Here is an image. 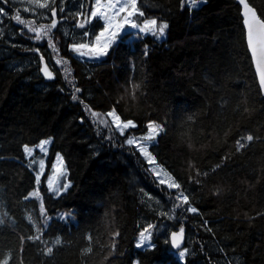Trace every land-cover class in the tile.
<instances>
[{
	"label": "trees",
	"instance_id": "16d2710c",
	"mask_svg": "<svg viewBox=\"0 0 264 264\" xmlns=\"http://www.w3.org/2000/svg\"><path fill=\"white\" fill-rule=\"evenodd\" d=\"M247 2L264 19V0ZM137 3L140 21L168 24L164 39L124 34L87 67L68 50L61 21L36 41L13 17L36 28L51 20L0 0L10 31L0 33V264H264V93L240 5ZM41 56L54 79L41 74ZM111 110L135 126L121 135ZM150 122L164 128L150 152L178 189L160 183L139 149L127 144ZM48 137L37 183L24 146ZM57 152L70 185L54 195L46 178ZM37 186L40 198L28 197ZM181 193L188 204L176 199ZM143 195L157 198L163 212L145 205ZM59 211H71L74 220L59 218ZM148 225L153 246L136 247ZM180 227L191 247L184 261L169 244Z\"/></svg>",
	"mask_w": 264,
	"mask_h": 264
},
{
	"label": "rangeland",
	"instance_id": "374dc122",
	"mask_svg": "<svg viewBox=\"0 0 264 264\" xmlns=\"http://www.w3.org/2000/svg\"><path fill=\"white\" fill-rule=\"evenodd\" d=\"M11 2H13L21 10V12L23 11L26 14H30L34 17L39 18V19H46V20H52L53 19L52 14H51V9L55 8L56 9V17L55 18L57 21H61L63 33L65 34L66 38L68 39V50L70 51V53L74 57L78 58L80 61H83L85 64H88V65H91V63L99 61L105 57V56H102L99 58H93L95 55V48L93 46L99 47V46L104 45L110 39L111 30L120 31L121 32L120 37L124 34H127L128 38H135V37L144 36L146 34H151V33H139L138 29H132L130 27V25H125V27L123 29H115V25L118 22H120L122 20L123 16L125 15L122 13L121 16L112 18V26L110 28V31L105 32L103 36H100V33L103 30V28L108 26V21L101 19L99 16H97L96 18H92L90 20L88 19L91 17V13H92L93 7L95 5V0H91L90 4L87 0H47V7H44V8H41L39 6V4H37L35 2V0H11ZM44 2H45V0H40V3H44ZM104 2H106V0H102V3H104ZM122 2H123V0H121V3ZM185 2H186L185 4L189 5V7H191V8L194 7V6H191L190 0H185ZM200 3H202V0H196L195 6H198ZM61 8H63V12H61ZM137 9H138V12H140V10L138 8V3H137ZM112 11H115V10H112ZM138 15L139 14L132 17L131 19L134 20L139 26H143L144 22L154 19V18H148V19H144V20L140 21L138 19ZM68 16H73L74 22L69 23L68 21H66L65 18H67ZM160 22H165V21H160ZM160 22L157 21L158 24ZM79 23H84L85 27L84 28L78 27ZM6 25H7V23L4 22V14H0V33L4 37L5 36L8 37L9 36L8 33L10 32ZM85 32L88 33L87 36L84 35ZM131 33H138V34L135 37H133V36H131ZM98 36H99V40H97ZM154 37L157 39L156 36H154ZM164 37H161L157 40L160 41V40L164 39ZM80 43H85L88 45L87 48L81 50L83 53H85L84 55H80L79 53L72 50V47H71L72 45H74V44L78 45ZM23 57H25V59H27V61H29L32 58V56H28L26 54L23 55ZM22 62L24 63V60H18V62H16V63L21 64ZM40 62H41V65H40L39 70L41 72L43 61H40ZM113 111L114 110H111L110 112H113ZM115 114L118 115L116 112H115ZM110 118L113 122V118L111 116H110ZM121 122L126 123L127 121H124L121 119ZM154 123L158 124L156 122H154ZM158 125H160V124H158ZM131 127L132 126H130L129 128H131ZM129 128L124 129V132L126 130H128ZM148 135H149V128L145 134L140 135V136L130 135V137L128 139H133L134 141H136L141 146L147 147L148 152L150 153V157H146L143 154H142V156L147 161L151 171L153 172V174L155 175V177L159 181L164 180L165 183H163V184H165L166 186L169 182H172V181L178 183L175 180V178L168 172V170H166L162 164L158 163V161L155 159L153 154L150 152L149 146L155 141L156 137L152 140H147V139H145V137H147ZM42 140H50V143H51V137H48V138H45ZM40 142H38L35 145H27L30 149H32L31 155H28L25 152V156H26L28 164L33 168V170L36 174V177L39 175V181H40V177L45 172L46 160H47V156H48V149H49V145H50V143L44 145L43 148L45 150L41 151ZM133 145H135V144H133ZM150 158H153L155 162L149 163L148 160ZM153 169H156V171L154 172ZM157 173H159V175H157ZM169 178H171V179H169ZM46 183H47L49 191L54 195H59L60 193L64 192L70 185V181L68 179L67 168L65 166V162L63 160V157H62L61 153H59V152H57L55 157H54L50 172L46 178ZM65 185H68V187L65 188L64 187ZM28 197L40 198L38 186L36 188H34L33 190H31V192L28 194ZM142 202L145 205H147L150 209H152L158 213L163 212V206L160 203V201L151 195H143L142 196ZM190 207H192V206H190ZM57 216L63 220H68V221L74 220V216H73V213L71 211H59L57 213ZM146 235H148V233H146ZM138 241H139V238L137 240V243H138ZM188 241H189V239H188ZM149 244L153 245L152 240H150ZM146 247H150V246H148L146 244L145 246H143L141 248H146ZM184 248L188 249V252L186 253V255H187L191 251V247L185 246ZM183 249H181V250H183ZM181 250H178L176 252L177 255H178L179 251H181ZM178 257H179V255H178ZM180 260H181V258H180ZM235 260L238 261V258H235ZM134 264H136V263H134Z\"/></svg>",
	"mask_w": 264,
	"mask_h": 264
},
{
	"label": "snow or ice",
	"instance_id": "6c2138e0",
	"mask_svg": "<svg viewBox=\"0 0 264 264\" xmlns=\"http://www.w3.org/2000/svg\"><path fill=\"white\" fill-rule=\"evenodd\" d=\"M4 2L7 3L8 0H4ZM35 2L37 4H39V6L41 8L47 7V0H45L44 3H40V0H35ZM182 2H183V0H182ZM195 3H196V0H190L191 6H195ZM241 3H243V0H241ZM244 8L247 9L248 11H251V9L248 8L247 4H244ZM112 10H115V11H112ZM61 12H63V8H61ZM122 13L125 15L123 16L122 20L115 25V29H123L125 27V25H130V27L132 29H138L139 33H151L153 36H156L157 39L165 36L166 29L168 28V24L166 22H160L158 24L156 19H152V20L144 22L143 26H139L134 20L131 19L132 17L136 16L137 14H139L140 16L143 15L142 12H138L137 0H123L122 3H121V0H106V2H104V3H102V0H95V5L93 7L91 17L88 19L90 20L92 18H96L97 16H99L101 19L108 21V26L104 27L100 33V36H103L105 32L110 31V28L112 26V18L113 17H119V16H121ZM0 14H4L3 8H0ZM51 14L53 17V19L51 20V24L47 25V26H41L39 28L31 27V26L27 25L26 22L23 19H21V17L18 14L16 16H14L13 18L17 22H19L20 24H25V26L28 27V31L34 32L36 34L35 40L40 41L42 39V37H47L49 35V33L57 27L58 21L55 18L56 17V9L55 8L51 9ZM245 15L247 16V13H245ZM254 16H255V13H253V17ZM244 22H245V24L247 26V30H248V44L252 50L253 57L257 61L258 67L261 69V81H262V83H264V23H261L259 20H255L253 23L252 21H249L248 19H245ZM254 24L259 25V29H260V31L256 35V42H254V39H253V34L255 31ZM78 27L84 28L85 24L79 23ZM137 34L138 33H131V36L135 37ZM84 35L87 36L88 33L85 32ZM120 35H121L120 31L111 30L110 39L104 45L99 46V47L93 46L95 48V55L93 58H99V57L107 55L108 51L110 49V46L118 40ZM97 40H99V36L97 37ZM49 44H50V46H53L51 40H49ZM257 46H259V55L258 56H257ZM71 47H72L73 51L79 53L80 55H84L85 53H83L81 50L87 48L88 45L85 43H80L78 45L74 44ZM36 51L38 52L39 49H36ZM43 59H44L43 56H41V61H43ZM57 63H60V61H57ZM41 71L43 72L45 78H47V79H54L55 78L53 72L49 71L48 66L46 64L42 67ZM64 71L67 73L68 69H65ZM65 79H67V77H65ZM80 91H81V89H79V88L75 89L76 93H78ZM77 98L78 97L75 94L72 95L73 100H77ZM91 115L93 117H96L98 114L96 112H92ZM108 115L113 118V123H114L115 127L120 130L121 135H123L124 129H127L130 126H133V127L135 126L133 124L132 120H128L126 123H122L120 116L116 115L114 111L110 112ZM100 123L106 124L107 121L101 120ZM148 128H149V135L147 137H145V139H147V140L154 139L157 135H159L161 132L164 131V128L161 125L155 124L154 122H150L148 124ZM249 139H251V137H249ZM48 143H50V140H42L40 142L41 151L45 150L43 148V146L48 144ZM238 143H239V141H238ZM127 144H129V145L135 144L136 147L141 152V154L145 155L146 157H150V153L148 152L147 147L141 146L140 144H138L133 139H128ZM24 151L28 155L32 154V149H30L28 146H24ZM148 162L154 163L155 161L153 158H150L148 160ZM153 171L155 172L156 169H153ZM157 175H159V173H157ZM169 179H171V178H169ZM37 182H39V175L37 176ZM160 183H165V181L161 180ZM167 186L170 189H178L181 187L180 184H178L174 181L169 182L167 184ZM64 187L67 188L68 185H65ZM181 198H182L183 204L189 203L188 195H184L183 193H181L180 195H178L176 197L177 200H181ZM177 207H179V205H177ZM187 211L192 212V213H196L198 211V209L195 207H189L187 209ZM205 223H207V222H205ZM152 227H153V225H148L146 228H144L139 233V241L136 244V247H143L146 244L148 246H153V245L149 244V242L151 240V232L149 230ZM45 229H46V225H45ZM146 233H148V235H146ZM183 235H184V228L183 227H180L178 232L173 231L171 233V243H172L174 248H180V243H181V240L183 238ZM36 239H39V237H36ZM49 251H51V249H49ZM187 252H188L187 248H184L183 250L179 251L178 255L182 261H184V258L186 256Z\"/></svg>",
	"mask_w": 264,
	"mask_h": 264
},
{
	"label": "water",
	"instance_id": "95a60500",
	"mask_svg": "<svg viewBox=\"0 0 264 264\" xmlns=\"http://www.w3.org/2000/svg\"><path fill=\"white\" fill-rule=\"evenodd\" d=\"M239 5H240V12H241V16H242V25L244 27V31H245V40H246V45H247V48H248V51H249V54L251 56V60H252V64H253V68H254V71H255V74H256V77H257V80H258V83H259V87L261 89V91L264 93V83H262L261 81V69L258 67L257 65V61L256 59L253 57V54H252V50L251 48L249 47V44H248V30H247V26L245 24V19H248L249 21H252L254 23L255 20H259L261 23H264V19H262L258 13H257V10L247 2V0H243V3H241V0H237ZM244 4H247L248 5V8L251 9V11H248L247 9L244 8ZM245 13H247V16L245 15ZM253 13H255V16L253 17ZM254 28H255V31H254V34H253V39H254V42H256V35L257 33L260 31L259 29V25H255L254 24ZM259 55V46H257V56ZM47 65L48 66V69L49 71L53 72L50 68V66L48 65V63L46 61H43L42 62V67L44 65ZM42 69V68H41ZM41 74L44 76L43 72L41 71ZM45 78V76H44ZM46 80H50V79H47L45 78ZM173 231H177V230H173ZM172 231V232H173ZM169 234V244L170 246L175 249V250H181L185 247L186 243H187V235L184 234L183 235V238L181 240V243H180V248H174L172 243H171V233ZM178 232V231H177Z\"/></svg>",
	"mask_w": 264,
	"mask_h": 264
},
{
	"label": "bare ground",
	"instance_id": "6f19581e",
	"mask_svg": "<svg viewBox=\"0 0 264 264\" xmlns=\"http://www.w3.org/2000/svg\"><path fill=\"white\" fill-rule=\"evenodd\" d=\"M82 4V3H81ZM27 10V9H26ZM232 257V256H231ZM234 257V256H233ZM230 259V258H229ZM233 259V258H232ZM234 260V259H233Z\"/></svg>",
	"mask_w": 264,
	"mask_h": 264
},
{
	"label": "built area",
	"instance_id": "2783aa9c",
	"mask_svg": "<svg viewBox=\"0 0 264 264\" xmlns=\"http://www.w3.org/2000/svg\"><path fill=\"white\" fill-rule=\"evenodd\" d=\"M86 66H87V67H89V65H88V64H86Z\"/></svg>",
	"mask_w": 264,
	"mask_h": 264
}]
</instances>
